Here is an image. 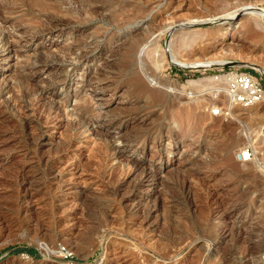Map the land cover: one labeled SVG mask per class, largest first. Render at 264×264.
<instances>
[{
    "label": "rangeland",
    "instance_id": "obj_1",
    "mask_svg": "<svg viewBox=\"0 0 264 264\" xmlns=\"http://www.w3.org/2000/svg\"><path fill=\"white\" fill-rule=\"evenodd\" d=\"M248 65L264 0H0V264H264V102L220 80Z\"/></svg>",
    "mask_w": 264,
    "mask_h": 264
},
{
    "label": "built area",
    "instance_id": "obj_2",
    "mask_svg": "<svg viewBox=\"0 0 264 264\" xmlns=\"http://www.w3.org/2000/svg\"><path fill=\"white\" fill-rule=\"evenodd\" d=\"M220 80L224 84V92L233 104L247 108L264 102V86L261 80L253 75L246 72H231L220 76ZM218 114L219 110H213V115ZM262 133L264 134V128H262ZM262 153H264V147H262ZM254 154L253 148H246L238 155V162H251ZM50 254L52 259L62 264H80L75 261L73 254L65 246H57Z\"/></svg>",
    "mask_w": 264,
    "mask_h": 264
},
{
    "label": "bare ground",
    "instance_id": "obj_3",
    "mask_svg": "<svg viewBox=\"0 0 264 264\" xmlns=\"http://www.w3.org/2000/svg\"><path fill=\"white\" fill-rule=\"evenodd\" d=\"M47 2V1H46ZM87 11V10H86ZM229 19H231V17H229ZM219 23H222L224 21H218ZM220 43V42H219ZM228 48V47H227ZM260 57V56H259ZM171 63L173 64H177L179 66H181V68H184V69H188V70H207V69H214L215 68H221V67H224L226 66L227 62H224L222 60H217V61H211V62H194V63H179V61L174 57V58H171ZM248 67H253L254 69H256L257 71H259L260 73H262L264 75V71L263 69L259 68V67H256L255 65H248ZM36 91V90H35ZM38 98V97H36ZM38 100V99H37ZM257 105V104H256ZM259 105V104H258ZM20 109H23V108H20ZM18 110V109H17ZM47 110V109H46ZM50 111V109L48 110ZM45 112V110L43 111V113ZM20 113V112H19ZM22 113V112H21ZM31 114V113H30ZM24 115V114H23ZM32 115V114H31ZM41 115V113H40ZM51 115V114H50ZM120 115V114H119ZM20 116V115H19ZM43 116V115H41ZM115 116V115H114ZM44 117V116H43ZM47 117V116H46ZM55 117V116H54ZM59 118V117H58ZM54 120V119H53ZM30 126V125H29ZM95 134V133H94ZM99 135V134H98ZM38 136V135H37ZM34 137V136H33ZM36 137V136H35ZM37 138V137H36ZM32 143V142H31ZM35 147V146H34ZM154 158V157H152ZM21 182H24V179L23 181ZM20 182V183H21ZM60 182V181H59ZM156 196V195H155ZM264 200V198H263ZM262 200V201H263Z\"/></svg>",
    "mask_w": 264,
    "mask_h": 264
},
{
    "label": "trees",
    "instance_id": "obj_4",
    "mask_svg": "<svg viewBox=\"0 0 264 264\" xmlns=\"http://www.w3.org/2000/svg\"><path fill=\"white\" fill-rule=\"evenodd\" d=\"M17 252H25V253H27L29 255H33L34 254L33 250H27V249H19V250H17Z\"/></svg>",
    "mask_w": 264,
    "mask_h": 264
},
{
    "label": "water",
    "instance_id": "obj_5",
    "mask_svg": "<svg viewBox=\"0 0 264 264\" xmlns=\"http://www.w3.org/2000/svg\"><path fill=\"white\" fill-rule=\"evenodd\" d=\"M173 65H175V66H178L179 67V65H177V64H173ZM215 68V67H214Z\"/></svg>",
    "mask_w": 264,
    "mask_h": 264
}]
</instances>
